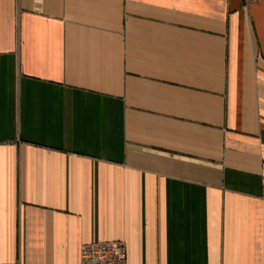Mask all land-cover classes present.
Returning a JSON list of instances; mask_svg holds the SVG:
<instances>
[{"label": "crops", "instance_id": "1", "mask_svg": "<svg viewBox=\"0 0 264 264\" xmlns=\"http://www.w3.org/2000/svg\"><path fill=\"white\" fill-rule=\"evenodd\" d=\"M264 264V0H0V263Z\"/></svg>", "mask_w": 264, "mask_h": 264}, {"label": "built area", "instance_id": "2", "mask_svg": "<svg viewBox=\"0 0 264 264\" xmlns=\"http://www.w3.org/2000/svg\"><path fill=\"white\" fill-rule=\"evenodd\" d=\"M258 0H246L254 2ZM0 264H20L4 262ZM80 264H127V245L124 240L87 242L80 249Z\"/></svg>", "mask_w": 264, "mask_h": 264}]
</instances>
